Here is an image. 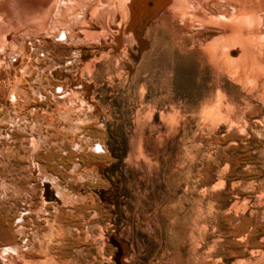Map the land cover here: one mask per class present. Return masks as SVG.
Masks as SVG:
<instances>
[{
	"label": "bare ground",
	"instance_id": "6f19581e",
	"mask_svg": "<svg viewBox=\"0 0 264 264\" xmlns=\"http://www.w3.org/2000/svg\"><path fill=\"white\" fill-rule=\"evenodd\" d=\"M167 27L264 78V0H0V264L105 255L109 225L84 191L102 165L83 155L108 153L87 132L105 130L94 91L130 77Z\"/></svg>",
	"mask_w": 264,
	"mask_h": 264
},
{
	"label": "rangeland",
	"instance_id": "374dc122",
	"mask_svg": "<svg viewBox=\"0 0 264 264\" xmlns=\"http://www.w3.org/2000/svg\"><path fill=\"white\" fill-rule=\"evenodd\" d=\"M254 72L167 27L130 77L95 88L105 130L87 132L108 153L83 155L102 165L84 191L110 234L95 264H264V78Z\"/></svg>",
	"mask_w": 264,
	"mask_h": 264
}]
</instances>
